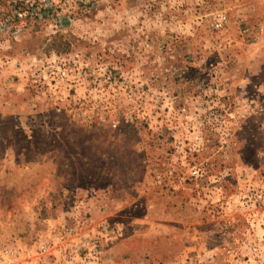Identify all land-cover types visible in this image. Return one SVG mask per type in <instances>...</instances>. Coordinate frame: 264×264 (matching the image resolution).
I'll use <instances>...</instances> for the list:
<instances>
[{"label":"rangeland","instance_id":"374dc122","mask_svg":"<svg viewBox=\"0 0 264 264\" xmlns=\"http://www.w3.org/2000/svg\"><path fill=\"white\" fill-rule=\"evenodd\" d=\"M0 264H264V0L0 28Z\"/></svg>","mask_w":264,"mask_h":264},{"label":"built area","instance_id":"2783aa9c","mask_svg":"<svg viewBox=\"0 0 264 264\" xmlns=\"http://www.w3.org/2000/svg\"><path fill=\"white\" fill-rule=\"evenodd\" d=\"M7 7V15L0 20V28H9L20 24L23 26L27 20H31L36 16L39 20H55L58 17V10L62 8L64 0H0V9L2 2ZM227 21L225 13L221 12L214 16V27L222 28ZM193 175L199 174V169L192 170ZM41 250H45V246H40Z\"/></svg>","mask_w":264,"mask_h":264},{"label":"trees","instance_id":"16d2710c","mask_svg":"<svg viewBox=\"0 0 264 264\" xmlns=\"http://www.w3.org/2000/svg\"><path fill=\"white\" fill-rule=\"evenodd\" d=\"M6 15V14H5ZM27 22H35V23H37V22H39V23H41L42 22V20H39L36 16H34L30 21L29 20H27Z\"/></svg>","mask_w":264,"mask_h":264}]
</instances>
